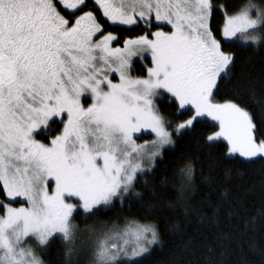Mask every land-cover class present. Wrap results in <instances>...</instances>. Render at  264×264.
I'll return each instance as SVG.
<instances>
[{
  "label": "snow or ice",
  "instance_id": "obj_1",
  "mask_svg": "<svg viewBox=\"0 0 264 264\" xmlns=\"http://www.w3.org/2000/svg\"><path fill=\"white\" fill-rule=\"evenodd\" d=\"M237 40L264 45V0L232 13L215 0H0V264H45L57 239L78 264L84 235L89 264H145L155 224L87 221L140 197L143 174L201 126L198 147L264 160V100L258 121L222 93ZM179 174L183 197L193 163Z\"/></svg>",
  "mask_w": 264,
  "mask_h": 264
},
{
  "label": "trees",
  "instance_id": "obj_2",
  "mask_svg": "<svg viewBox=\"0 0 264 264\" xmlns=\"http://www.w3.org/2000/svg\"><path fill=\"white\" fill-rule=\"evenodd\" d=\"M243 2L215 0L229 13ZM222 23L223 16L215 14L213 29ZM229 50L236 57L235 74L222 93L242 97L259 121L260 105L253 102V97L264 100V45L237 40ZM143 63L136 65L137 72L142 71ZM206 135L207 126H201L196 136L166 149L152 171L141 177L136 187L140 197H132L123 206L117 204L114 211L87 223L113 224L136 218L155 224L160 245L145 264H264V160L225 158L219 148L206 151L197 145V141L204 143ZM189 161L194 166V182L182 197L179 169ZM163 178H168L167 185L160 183ZM42 258L46 264H63V243L54 240L42 251ZM78 264L84 263L78 260Z\"/></svg>",
  "mask_w": 264,
  "mask_h": 264
},
{
  "label": "rangeland",
  "instance_id": "obj_3",
  "mask_svg": "<svg viewBox=\"0 0 264 264\" xmlns=\"http://www.w3.org/2000/svg\"><path fill=\"white\" fill-rule=\"evenodd\" d=\"M256 4H259V3H256ZM238 41H240L242 44H246L242 40H238ZM152 138L153 137L144 138V140H150ZM144 140H139L138 143H143ZM135 191H136V189H135ZM136 192H138V191H136ZM14 206H19V205H14ZM124 222L113 223V224L122 226L124 224ZM101 224L102 223H98L97 222V223H90L89 225H95L96 227H100ZM108 225L111 226L112 223L111 224H108ZM82 227H83V225H82ZM90 244H91V241H90V239H89V237L87 235L82 236L81 239H80V241L78 242V247H79V250H80V254H79L78 260H80L84 264H89V259H90ZM159 245H160V242H159L158 245H154L153 247L155 248V247H158ZM39 254H40L41 258H42V251Z\"/></svg>",
  "mask_w": 264,
  "mask_h": 264
}]
</instances>
